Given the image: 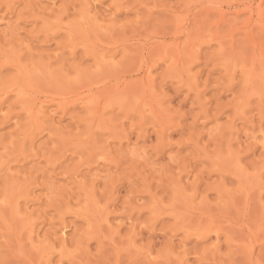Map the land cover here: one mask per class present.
<instances>
[{"label":"rangeland","instance_id":"obj_1","mask_svg":"<svg viewBox=\"0 0 264 264\" xmlns=\"http://www.w3.org/2000/svg\"><path fill=\"white\" fill-rule=\"evenodd\" d=\"M0 264H264V0H0Z\"/></svg>","mask_w":264,"mask_h":264},{"label":"bare ground","instance_id":"obj_2","mask_svg":"<svg viewBox=\"0 0 264 264\" xmlns=\"http://www.w3.org/2000/svg\"><path fill=\"white\" fill-rule=\"evenodd\" d=\"M252 5V4H251ZM252 7V6H251ZM249 8V7H248ZM251 9V8H250Z\"/></svg>","mask_w":264,"mask_h":264}]
</instances>
